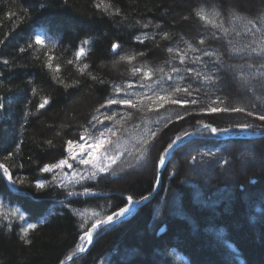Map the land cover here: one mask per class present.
I'll return each mask as SVG.
<instances>
[{"label":"trees","instance_id":"16d2710c","mask_svg":"<svg viewBox=\"0 0 264 264\" xmlns=\"http://www.w3.org/2000/svg\"><path fill=\"white\" fill-rule=\"evenodd\" d=\"M196 1L0 0V163L17 181L11 187L0 178V264H59L78 248L81 224L90 228L127 204V196L152 192L159 158L177 136L202 124L264 126V106L234 102L230 85L215 88L225 75L222 65L236 61L255 70L253 84L264 83V5L249 12L226 0H220L223 7ZM37 33L45 34L42 46L34 43ZM227 43L244 53L232 55ZM80 47L85 52L78 57ZM109 99L117 103L107 105ZM202 134L175 149L147 203L103 228L90 249L67 264H264L263 174L235 182L231 196L224 176L202 186L187 176L191 167L211 161L224 167L238 144L264 147V135L225 141L207 137L208 130ZM101 139L104 147L95 148ZM69 140L73 153L80 155L77 142L83 143L85 158L91 148L109 170L70 183L74 172L96 169L71 158ZM65 158L71 169L41 171ZM149 164L153 176L142 175ZM39 179L50 182L45 190L34 187ZM61 180L67 188L58 186ZM28 223L37 227L25 236Z\"/></svg>","mask_w":264,"mask_h":264},{"label":"rangeland","instance_id":"374dc122","mask_svg":"<svg viewBox=\"0 0 264 264\" xmlns=\"http://www.w3.org/2000/svg\"><path fill=\"white\" fill-rule=\"evenodd\" d=\"M206 1L209 5L211 2V5L213 6H224L220 3V0H197L196 2L203 4ZM184 3L186 5V2ZM255 3V5L248 6L240 0H226L227 6H235L249 12H256L259 10L264 5V0H255ZM184 18L185 17H183V19ZM198 29L201 31L200 26ZM226 45L232 52V55L237 56L240 53H244L243 47L238 46L239 44L227 43ZM245 53L247 54L248 52ZM112 65H115V61L112 62ZM221 69L225 72L223 73L225 75H221V82H219L216 87L214 86L216 89L227 91L225 88L230 85L237 91V95H230V97L233 96L231 99L234 102H241L249 106H254V104L264 106V83L253 84L251 82V79L255 76L256 72L250 65L244 64L241 61H236L222 65ZM86 102H88V100ZM78 104L83 105L84 100L78 99ZM250 133L257 134L258 132L251 131ZM235 139L240 140L241 138L235 137ZM238 153L240 154L238 155ZM228 155L232 157V160L225 164L224 167L220 168L216 162L211 161V163L206 165L191 167L188 170L187 176L194 178L199 186L206 184L208 179H218L217 175L224 176L223 178L226 179L225 192L227 191L229 193L228 196L233 194L235 182H241L248 179V176H250L251 173L259 172L264 176V147L261 144L257 143L254 144V146H251L248 143L238 144L234 151L228 152ZM235 157L237 160L233 161V158L235 159ZM153 174V164L147 165L142 173V175L145 176H153ZM239 182H237V184H239ZM261 192L262 195H264V187L260 190V193ZM195 194L197 195V198H199V192H196ZM257 196L261 197L260 195ZM217 199L224 200L226 197L223 199ZM254 206L255 205L252 203L251 205H248L247 209L254 210Z\"/></svg>","mask_w":264,"mask_h":264},{"label":"snow or ice","instance_id":"6c2138e0","mask_svg":"<svg viewBox=\"0 0 264 264\" xmlns=\"http://www.w3.org/2000/svg\"><path fill=\"white\" fill-rule=\"evenodd\" d=\"M43 6V5H42ZM97 7H100V5L98 4ZM107 11V8L105 9ZM11 15V14H9ZM204 19H207L206 17H203ZM144 27H147V25H144ZM167 34H165L166 36ZM137 39L139 40L140 38L137 37ZM142 42V41H141ZM34 43L36 45H44L45 44V34L43 33H37L34 35ZM84 44H87L88 42L87 41H84L83 42ZM200 43H203V41L201 40ZM119 48V45L118 44H113L112 45V49L115 50ZM23 51V49H21ZM169 52L172 51L171 48L168 49ZM85 52V48L84 47H80L79 48V51L77 52V56L79 57L81 54H83ZM205 55H212L210 53H205ZM121 59H135V57H121ZM4 64H7L8 62L5 60L3 62ZM48 67L51 68L52 65L51 63L48 64ZM85 68H87V65L84 66ZM134 72L136 71H139L138 69H134L133 70ZM179 70L178 69H173V72H178ZM187 73L189 74H194L196 76H199L200 73H197L195 71L194 68H187L186 69ZM150 75V73H149ZM169 79H171V77H168ZM205 79H207V77H205ZM129 87H131V85H129ZM33 91H35V89H33ZM116 91L119 92L120 89L119 88H116ZM176 91H180L179 88L176 89ZM185 92L188 91V89H184ZM120 104H125V105H132L133 107H135V105L132 104V100L131 99H122L120 101H118ZM173 103H176V104H187V103H192V104H195L197 101L196 100H191V101H188V100H174L172 101ZM48 103V100L47 98H45L44 102L41 103L39 105L40 108H43L46 104ZM107 105H112V104H115L117 103L116 100L114 99H109L107 102ZM0 107H2V105H0ZM101 107H105V105H101ZM232 111H242V109H231ZM219 111H229V109L225 108V109H220V108H212L211 109V112H219ZM251 115V113H250ZM97 118L96 117H93V120H96ZM180 119H183V117H180ZM259 120L261 121H264V115H261L259 116ZM204 128H207L209 129V131L212 133V134H216L218 132H228L230 129L228 128H223V129H219V128H216V127H211L207 124L203 125ZM236 127H239V128H242V129H249V128H253V125L251 124H242V125H237ZM262 128H264V126H261ZM257 132L260 131V129H256ZM103 134L101 133V136ZM184 135H190V133H185ZM83 139V137H82ZM182 139V137L180 136H177L175 138V140L170 143L168 145V147L165 149V152H167L168 150H170L174 144L177 142V141H180ZM50 143V142H49ZM73 141L69 140L67 142V148H68V152L71 154V158L74 160V161H77L79 164H83V165H91L93 169H96V171H92L90 173H87V174H84V173H79V172H74L73 173V179L71 181H69L70 183H82L83 181L85 180H89V179H94L96 177V174H97V171L99 172H107L109 170V166H102L100 164V162L98 161L97 157L94 155V153L92 152L91 148L88 150V157L89 158H85V150H84V145L83 143H80V142H77L80 149H81V154L80 155H76L75 153H73ZM104 143L105 141L103 139H101L98 143L95 144V148L97 149H100V148H103L104 147ZM12 153H9V156H11ZM165 157L164 156H161L159 158V162L161 164H164L165 163ZM115 161L113 160L112 163H114ZM67 166V168L71 169L72 168V164L68 162V159L65 158V159H60L58 161V163H55V164H49V165H45L41 171L42 172H45V173H48V172H53L55 174V170L57 169H62L63 167ZM0 178H6L8 182L12 183V184H16L17 181L13 179V176H12V173L10 172L9 168L0 163ZM68 177L65 175L64 177V180H67ZM64 180H61L58 183V186L61 187V188H67V184L64 183ZM20 184H23L24 181L23 179H21L19 181ZM49 183L50 182H46L45 180L43 179H39L35 182V185L34 187L38 190H45L46 187L49 186ZM81 193H77V192H68L67 195L68 196H78L80 195ZM84 194H87V195H91V193L89 192L88 189H85L84 191ZM126 200H127V203L128 205H132L134 203H137L138 201H133V197L131 195L127 196L126 197ZM129 212V208L128 207H121L119 208L118 211L116 212H113L111 215H107L105 216L104 218L102 219H99L97 218L95 220L94 223L91 224L90 228H85L84 224H81L80 227L83 229V235L80 236V239L81 240H84V241H87L88 243H91L92 242V238H93V234L99 229L101 228L102 226L104 225H111L117 218H121V217H124L127 213ZM79 215L81 216H84L85 213L84 212H80ZM94 216H97L98 214L96 213H93ZM21 220H24V216L21 215L19 217ZM86 223V222H85ZM37 227L36 224H32V223H28L27 224V227L24 229V233H25V236L27 235L28 231L31 230V229H35ZM28 243H30V241H27ZM80 252H84L85 249L83 247H81L79 249ZM71 259V258H70Z\"/></svg>","mask_w":264,"mask_h":264},{"label":"water","instance_id":"95a60500","mask_svg":"<svg viewBox=\"0 0 264 264\" xmlns=\"http://www.w3.org/2000/svg\"><path fill=\"white\" fill-rule=\"evenodd\" d=\"M249 129H251V128H249ZM197 131H198V130H197ZM189 133H190V135H184V136H182V139H181L180 141H177V142L174 144V146L168 151L169 154H171L172 151L174 150V148H176L178 145H180V144H181L186 138H190V137H194V136H196V135H195V131H194V132H189ZM169 154H168V155H169ZM167 159H168V157H166L165 162L167 161ZM164 164H165V163H164ZM164 164L159 163L158 176H157V184H156L155 190H154L152 193H150V194L144 196L142 199H140V200H135V201H138V202L132 204L131 208H129V212H128L125 216H127V215L132 211L133 208L139 206L143 201L148 200L149 198H151V197L155 194V192L157 191V189L159 188L160 183H161V178H162V172H163ZM125 216H124V217H125ZM124 217L117 218L114 222H116L117 220L122 219V218H124ZM114 222H113V223H114ZM92 242H93V240H92ZM92 242L89 243V245H91ZM89 245L86 246V248H84V249L87 250V249L89 248ZM80 253H82V252L78 251V252H76L75 254H72V255L69 256L66 260H64L63 262H61L60 264H65L68 260H71L72 258L76 257V256L79 255ZM70 258H71V259H70Z\"/></svg>","mask_w":264,"mask_h":264}]
</instances>
